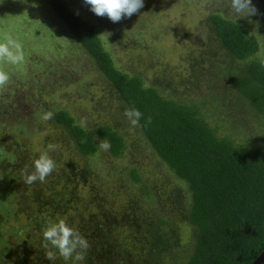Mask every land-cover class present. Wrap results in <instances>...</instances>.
I'll return each instance as SVG.
<instances>
[{
    "label": "trees",
    "instance_id": "1",
    "mask_svg": "<svg viewBox=\"0 0 264 264\" xmlns=\"http://www.w3.org/2000/svg\"><path fill=\"white\" fill-rule=\"evenodd\" d=\"M259 1L258 15L264 20V0ZM46 5L93 59L122 107L141 111V125L152 117V123L139 131L176 181H170L165 192V188L143 181L136 167H129L125 172L139 187L126 203L114 207L92 182L91 169L71 162L53 172L46 183L32 184V196L50 218L40 212L32 219L25 237L27 250L20 256L3 249L0 264H251L264 249V133L251 148L237 143L229 133L219 135L216 126L202 116L198 103L166 95L156 85H147L140 75L119 68L94 24L66 0H46ZM208 21L223 53L240 62L237 68L225 69L223 89L234 91L241 104L255 111L264 131V57L257 55L256 34L218 12L211 13ZM214 53L215 49L210 50L211 58ZM7 106L0 103V110ZM48 111L53 113L49 120L53 129L65 133L79 155H95L99 142L107 139L112 157L125 156V135L117 126L99 123L90 130L82 128L65 108ZM3 126L0 119V129ZM0 147H4L3 138ZM21 162L19 157L14 165L20 167ZM9 163L0 162V170H9ZM48 186L52 188L42 196V187ZM83 186H88L87 198L80 192ZM61 218L89 241L91 247L83 262H66L50 244L43 246L47 243L43 229ZM182 225L190 229L186 252ZM35 231L39 238L33 243L29 237ZM50 250L56 254L54 261L46 258Z\"/></svg>",
    "mask_w": 264,
    "mask_h": 264
},
{
    "label": "rangeland",
    "instance_id": "2",
    "mask_svg": "<svg viewBox=\"0 0 264 264\" xmlns=\"http://www.w3.org/2000/svg\"><path fill=\"white\" fill-rule=\"evenodd\" d=\"M66 1L94 24L119 68L140 75L147 85H156L166 95L198 103L202 116L216 126L219 135L229 133L247 148L259 144L264 131L255 111L241 104L234 91L223 89L225 69L237 68L240 62L223 53L208 21L211 13L218 12L239 22L256 34L257 55L264 57V20L258 14L238 18L230 7L231 0H144L139 13L113 23L96 16L83 0ZM252 3L261 12L260 1ZM9 36L22 44L25 59L17 65L0 63L10 75L9 84L0 89V103L8 105L7 110H0L4 121L0 138L3 148L15 156L9 170H0V252L7 249L11 255L19 252L21 256L28 248L25 237L32 219L40 212L45 219L50 218L32 196L33 185L25 184L21 175L26 166L34 170V161L42 153L55 161L54 173L71 162L89 167L92 182L114 207L126 203L139 187L125 172L129 167H136L143 181L169 190L168 183L176 181L173 173L143 140L139 127L130 125L125 109L109 92L108 82L93 59L52 14L46 0H2L0 42ZM214 49L211 58L210 50ZM52 107L67 109L78 122L84 119L90 130L99 123L117 126L125 135V156L112 157L100 149L91 157L79 155L65 133L41 118ZM19 157L20 167L14 165ZM50 189L42 187V196ZM80 192L87 198L88 186ZM180 230L186 252L190 229L182 225ZM31 235L29 241L34 243L39 235L37 231Z\"/></svg>",
    "mask_w": 264,
    "mask_h": 264
},
{
    "label": "clouds",
    "instance_id": "3",
    "mask_svg": "<svg viewBox=\"0 0 264 264\" xmlns=\"http://www.w3.org/2000/svg\"><path fill=\"white\" fill-rule=\"evenodd\" d=\"M2 2V0H0ZM83 3L90 6V10L98 17H107L111 22L118 23L122 19L131 18L134 14L144 7V0H83ZM230 7L233 13L238 18L250 17L258 14V9L252 3V0H231ZM24 51L21 43L13 39L11 36L6 42H0V63L7 62L17 65L24 61ZM264 66V60L261 61ZM10 81V75L2 67H0V89H4ZM124 116L133 128L147 127L152 123V117L149 116L144 125L140 124L143 117L141 111L135 107L126 109ZM41 118L45 121L53 118V113L44 112ZM86 125L84 119L81 120L80 126L83 128ZM86 143L87 140H82ZM51 147V146H50ZM98 147L102 151H109L111 142L103 139L99 142ZM5 160L15 162V156L0 147V162ZM55 161L48 153H42L38 159L34 161V170H29L26 166L21 175L24 183L31 185L37 181L44 182L46 178L55 170ZM3 178V177H0ZM43 239L47 242L43 246L57 249L60 257L66 262L73 260L75 262H83L86 258V253L90 250L89 241L83 237L77 229L68 226L63 220L55 223H49L43 229ZM46 258L50 261L56 259V254L53 251H48Z\"/></svg>",
    "mask_w": 264,
    "mask_h": 264
},
{
    "label": "water",
    "instance_id": "4",
    "mask_svg": "<svg viewBox=\"0 0 264 264\" xmlns=\"http://www.w3.org/2000/svg\"><path fill=\"white\" fill-rule=\"evenodd\" d=\"M264 260V249L251 264H260Z\"/></svg>",
    "mask_w": 264,
    "mask_h": 264
}]
</instances>
